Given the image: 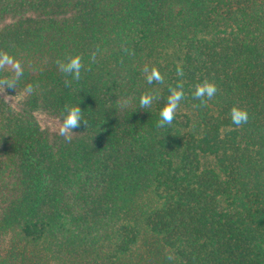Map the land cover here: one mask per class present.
<instances>
[{
  "label": "trees",
  "instance_id": "16d2710c",
  "mask_svg": "<svg viewBox=\"0 0 264 264\" xmlns=\"http://www.w3.org/2000/svg\"><path fill=\"white\" fill-rule=\"evenodd\" d=\"M76 54L79 80L56 63ZM5 56L0 264H264V0H0ZM204 80L218 88L206 106ZM146 92L158 98L139 109ZM78 104L88 124L68 142Z\"/></svg>",
  "mask_w": 264,
  "mask_h": 264
},
{
  "label": "clouds",
  "instance_id": "9594fccd",
  "mask_svg": "<svg viewBox=\"0 0 264 264\" xmlns=\"http://www.w3.org/2000/svg\"><path fill=\"white\" fill-rule=\"evenodd\" d=\"M95 59V54L92 56ZM5 63H10L8 57L5 56L3 60H0V66ZM57 66L59 71L65 75V77L71 76L75 80H79L81 77V70L84 68L82 63V57L79 54L67 56L64 60H57ZM146 81L149 84L153 82L163 84L164 76L161 74L156 66L145 65L142 69ZM183 69L178 66L177 76H183ZM66 86H70L71 81L65 80ZM11 86V85H10ZM28 91L31 92L32 88L29 86ZM218 92V88L214 82L204 80L202 83L195 85L193 93L194 98L200 101V104L206 106L208 101L212 100ZM169 96L167 97L166 103L160 109L158 127H165L171 125L176 112L180 106V102L184 99L185 93L183 91V84L177 83L175 87L169 86ZM158 97L150 92H146L139 97V109H145L152 105L153 101ZM129 101L127 99L120 102L121 107H127ZM231 121L237 127L246 124L249 119V113L247 109L242 108L238 105H234L230 110ZM84 124L87 127V120L83 117V112L78 105H65L62 121L58 128V134L63 137L66 141L71 142L74 135L73 129H76ZM171 260L172 257L168 256Z\"/></svg>",
  "mask_w": 264,
  "mask_h": 264
},
{
  "label": "rangeland",
  "instance_id": "374dc122",
  "mask_svg": "<svg viewBox=\"0 0 264 264\" xmlns=\"http://www.w3.org/2000/svg\"><path fill=\"white\" fill-rule=\"evenodd\" d=\"M41 121H42V123L43 124H49V125H51L52 124V122H50V120H48L47 118H45V117H43V118H41Z\"/></svg>",
  "mask_w": 264,
  "mask_h": 264
}]
</instances>
